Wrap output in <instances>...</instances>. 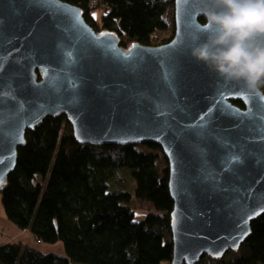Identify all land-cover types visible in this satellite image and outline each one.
Instances as JSON below:
<instances>
[{
  "label": "water",
  "instance_id": "obj_1",
  "mask_svg": "<svg viewBox=\"0 0 264 264\" xmlns=\"http://www.w3.org/2000/svg\"><path fill=\"white\" fill-rule=\"evenodd\" d=\"M198 6L174 0L169 41L123 46L79 5L0 0V188L26 131L64 114L79 143L161 148L171 264L238 250L264 213V98L188 55L204 18Z\"/></svg>",
  "mask_w": 264,
  "mask_h": 264
},
{
  "label": "trees",
  "instance_id": "obj_2",
  "mask_svg": "<svg viewBox=\"0 0 264 264\" xmlns=\"http://www.w3.org/2000/svg\"><path fill=\"white\" fill-rule=\"evenodd\" d=\"M65 1L79 5L95 30L113 31L129 44L157 45L173 36L174 0ZM95 9L100 21L91 14ZM164 33L167 39L152 42ZM25 139L0 188V203L7 220L39 243L59 242L63 254L11 241L0 244V264H171L173 201L158 145L79 143L64 114L46 116ZM126 171L132 189L125 187ZM135 208L149 211L138 219ZM224 256L204 255L195 264H264V213L250 222L238 250Z\"/></svg>",
  "mask_w": 264,
  "mask_h": 264
},
{
  "label": "clouds",
  "instance_id": "obj_3",
  "mask_svg": "<svg viewBox=\"0 0 264 264\" xmlns=\"http://www.w3.org/2000/svg\"><path fill=\"white\" fill-rule=\"evenodd\" d=\"M204 16L188 55L224 81L264 98V0H196Z\"/></svg>",
  "mask_w": 264,
  "mask_h": 264
},
{
  "label": "rangeland",
  "instance_id": "obj_4",
  "mask_svg": "<svg viewBox=\"0 0 264 264\" xmlns=\"http://www.w3.org/2000/svg\"><path fill=\"white\" fill-rule=\"evenodd\" d=\"M173 10H174V4H173ZM173 13H174V11H173ZM91 14L97 21H100L99 20V18H100L99 15L101 14V10L100 9H95L94 11L91 12ZM173 18H174V16H173ZM168 25H169L168 29H170V31L173 28L175 29V23L174 22L172 24L169 23ZM171 33L174 34V31L171 32ZM156 35H157V39L154 38L152 40V42H154V44L160 43L161 41L167 39V38H164V39H161V38L168 36L165 33L162 34L163 36L160 35V34H156ZM159 35H160V37H159ZM120 40H121V44L125 43V45H127V44L129 45V43H127L128 41H127L125 36L124 37L121 36ZM152 46H154V45H152ZM122 177H123V180H124L125 187L129 188V189H132L134 187V181L131 179L129 173L127 171L124 172L122 174ZM134 210H136L135 211V216L138 219L143 218L145 216V214L149 211V210H147L145 208H135ZM0 218L5 219L4 222H6V223L10 222V220H6L7 218L4 215L3 207H2L1 203H0ZM10 223H12V222H10ZM0 224H3V222L0 221ZM12 226L14 228H16L17 230L19 229L15 225H12ZM19 234L21 236H18V235L14 234V233L12 234L10 228L7 225H0V239H2L0 242H4L5 243V242H11V241H20V242H22L24 244H27L29 246L37 247V248H39L40 250H42L44 252H54L56 254L57 253H63L62 249L60 247L61 244L59 242L52 244L54 246V248H47L49 246L48 245L49 243H39V241H36V239L33 238V236L30 234L29 230H26V229L23 230L22 229ZM231 253H233V251L232 252H226V255L224 256L223 259H227L231 255ZM204 258L205 257L202 256L199 260L200 261L204 260ZM72 264H78V263H72Z\"/></svg>",
  "mask_w": 264,
  "mask_h": 264
},
{
  "label": "crops",
  "instance_id": "obj_5",
  "mask_svg": "<svg viewBox=\"0 0 264 264\" xmlns=\"http://www.w3.org/2000/svg\"><path fill=\"white\" fill-rule=\"evenodd\" d=\"M7 220V219H6ZM0 221H2L3 222V224H0V225H7L9 228H10V230H11V232H12V234L14 233V234H16V235H18V236H21L19 233H20V229H16V228H14L12 225H14L13 223H10V222H8V223H6V222H4L5 221V219H2V218H0ZM20 230V231H19ZM23 230H25V229H23ZM31 234V233H30ZM2 239H0V241H1ZM4 242H0V244H3ZM49 246L47 247V248H54V246L52 245V244H48ZM53 246V247H52ZM61 247V246H60ZM62 249V248H61ZM62 252H63V250H62ZM57 254H60V255H62L63 253H57Z\"/></svg>",
  "mask_w": 264,
  "mask_h": 264
}]
</instances>
